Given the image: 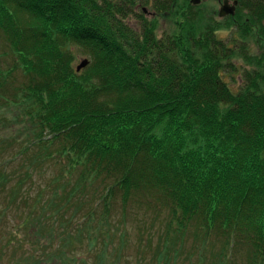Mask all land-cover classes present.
<instances>
[{"label": "trees", "instance_id": "trees-1", "mask_svg": "<svg viewBox=\"0 0 264 264\" xmlns=\"http://www.w3.org/2000/svg\"><path fill=\"white\" fill-rule=\"evenodd\" d=\"M151 3L154 16L170 17L179 1ZM201 4L189 1L182 19L198 29L160 38L143 14L137 28L125 20L133 0H0V34L26 75L0 76V115L6 108L27 130L14 156L45 148L22 179L48 155L63 166L55 179L78 173L71 195L94 199L92 212L102 201L100 221L117 196L123 206L142 198L168 207L162 253L191 229L213 251L220 242L211 264H237L243 246L245 264H264V74L247 70L230 87L222 73L236 70V54ZM242 12L248 32L264 18V0H238L234 17ZM69 44L90 56L79 73ZM97 181L100 197L90 193Z\"/></svg>", "mask_w": 264, "mask_h": 264}, {"label": "rangeland", "instance_id": "rangeland-1", "mask_svg": "<svg viewBox=\"0 0 264 264\" xmlns=\"http://www.w3.org/2000/svg\"><path fill=\"white\" fill-rule=\"evenodd\" d=\"M133 1L134 6L129 7L124 16L135 28L140 25V14H143L153 23L156 36L160 38L168 34L178 36L183 28L186 31L198 29L197 22L183 25L182 21L186 11L187 14L191 11L188 8L189 1L193 4L191 0H178L179 4L170 17L154 16L152 0ZM221 1L203 0L198 10L201 9L204 15L210 14L212 19L215 17L216 22L222 24L221 27L218 25L215 36L223 39L236 54L232 57L236 70L222 75L232 76L226 79L236 90L245 71L255 70L264 74V18L252 23L251 30L246 32L241 21L248 18V13L242 12L239 19L234 14L220 17L217 10ZM68 47L73 54L75 69L84 59L89 63L90 56L83 48L76 44ZM16 56L0 34V76L9 74L18 83L26 75L17 65ZM3 109L6 118L0 115V264H211L216 261L214 252L220 248V242L213 251L208 243L195 238L191 229L183 238H176L168 253L160 251L168 242L166 232L170 210L158 202H146L140 198L123 206L117 196L114 207L105 211L108 213L107 221H100L102 201L92 212L94 199L80 189V194L71 195L78 173L71 172L69 178L55 179L63 166L48 155L42 156L41 162L35 164L37 171L32 180L22 179L27 160L45 148L30 146L27 153L14 156L20 148L27 146L28 134L24 122L17 118L11 120L12 113ZM7 121L10 122L8 128L5 126ZM42 153L46 154L41 151L40 155ZM19 179L24 180L23 183H19ZM57 186L63 188L64 195L56 193ZM90 193L100 197L102 185L97 181L95 193ZM53 226L55 234L51 241ZM57 243L59 252L57 250L56 255L50 256ZM235 255L237 264H245V246L238 248Z\"/></svg>", "mask_w": 264, "mask_h": 264}, {"label": "water", "instance_id": "water-1", "mask_svg": "<svg viewBox=\"0 0 264 264\" xmlns=\"http://www.w3.org/2000/svg\"><path fill=\"white\" fill-rule=\"evenodd\" d=\"M201 1L203 0H191V2L193 4H198L201 3ZM238 3V0H232L230 2V0H222L220 7L218 8L217 12L218 15L220 17H224L226 15H230V14H234L235 13V9H236V5ZM88 63L87 59L82 60L76 67V70H80L81 68H83L84 66H86Z\"/></svg>", "mask_w": 264, "mask_h": 264}]
</instances>
